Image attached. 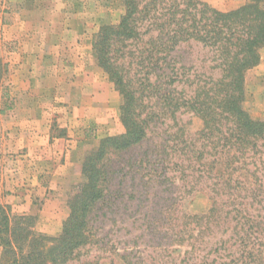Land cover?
I'll return each mask as SVG.
<instances>
[{
	"label": "trees",
	"instance_id": "1",
	"mask_svg": "<svg viewBox=\"0 0 264 264\" xmlns=\"http://www.w3.org/2000/svg\"><path fill=\"white\" fill-rule=\"evenodd\" d=\"M121 1L124 12L119 22L100 27L91 50L97 66L120 95L119 119L124 131L102 138L85 155L81 163L84 180L68 195V215L56 236L36 232L31 216L12 215L0 205V264H68L89 242V216L105 197L113 158L144 142L153 120L168 116L175 121L180 110L193 113L203 123L195 141L205 142L208 150L205 144L189 150L200 161L194 170L196 180H213V186L228 189L225 200L212 190L211 209L191 219L207 225L219 216L242 217L235 208L241 203L235 202L233 192L243 189L241 171L249 174L246 160L258 155L264 142V120L252 119L242 107L245 74L259 63L264 47V0H246L225 13L199 0ZM188 41L214 52L212 69L220 71L218 79L188 76L190 68L174 66L170 54ZM5 73L0 58V85ZM166 83L187 84L192 93L181 97L183 88L179 92L175 86L164 88ZM154 102L160 111L152 109ZM206 155L210 159L202 163ZM246 191L253 199L258 197L257 189ZM222 206L230 209L222 211ZM242 231L246 236L252 227ZM253 256L248 253L250 260Z\"/></svg>",
	"mask_w": 264,
	"mask_h": 264
},
{
	"label": "rangeland",
	"instance_id": "2",
	"mask_svg": "<svg viewBox=\"0 0 264 264\" xmlns=\"http://www.w3.org/2000/svg\"><path fill=\"white\" fill-rule=\"evenodd\" d=\"M61 1L64 0L58 2ZM199 1L223 13L246 3V0ZM70 6L84 7L91 15V44L100 27L117 24L124 12L121 0H70ZM13 47L8 44V0H0V58L6 69L0 85V205L7 211L4 200L8 198V161L21 156L20 153L8 156V106L11 102L8 99L11 75L8 53ZM170 56L176 68L191 69L188 76L193 73L202 79L220 77V71L212 69L216 64L214 52L198 42L181 43ZM89 61L93 71L101 72V78L108 81L116 94L114 101L111 98L113 122L106 126L112 128L113 135L109 136L121 134L124 128L119 119L120 95L97 66L92 50ZM158 81L164 82L163 79ZM168 84L163 87L175 86L178 92L183 88L181 97L192 93V88H186L187 84ZM152 106L156 112L160 111L155 102ZM175 117V121L168 116L153 120L144 142L113 158L110 164L113 172L105 197L89 216V242L68 264H264V142L258 155L247 158L245 166L249 174L241 171L244 178L240 180L245 182L241 186L243 189L239 188L232 196L235 202L241 203L235 208L246 219L230 220L219 216L206 225L203 220H192L191 216L207 214L212 207V190L225 200L228 189L213 186V180H196L194 170L200 161L196 162L189 150L206 145L195 141L203 123L185 110H180ZM86 128L102 136L101 139L110 133L108 130L105 133V129ZM204 150H208L207 145ZM204 158L202 163L210 159L208 155ZM83 180L82 176V181L71 186L63 203L58 205L55 218L52 217L48 224L36 221V215H29L34 219L36 232L49 236L59 233L68 215L67 197ZM247 188L257 189L258 197H250ZM222 207V211L230 209L229 206ZM251 227L252 231L245 236L242 229ZM250 252L254 254L253 260L248 257Z\"/></svg>",
	"mask_w": 264,
	"mask_h": 264
},
{
	"label": "crops",
	"instance_id": "3",
	"mask_svg": "<svg viewBox=\"0 0 264 264\" xmlns=\"http://www.w3.org/2000/svg\"><path fill=\"white\" fill-rule=\"evenodd\" d=\"M58 1L8 0V44L14 46L8 53V156H21L8 161L4 203L10 213L36 215L45 224L82 181V160L102 137L86 127L111 133L106 126L116 95L89 61L91 15ZM259 55L245 74L242 107L263 120L264 47Z\"/></svg>",
	"mask_w": 264,
	"mask_h": 264
}]
</instances>
